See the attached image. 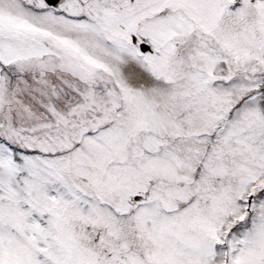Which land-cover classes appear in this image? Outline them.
Wrapping results in <instances>:
<instances>
[{"label":"snow or ice","instance_id":"snow-or-ice-1","mask_svg":"<svg viewBox=\"0 0 264 264\" xmlns=\"http://www.w3.org/2000/svg\"><path fill=\"white\" fill-rule=\"evenodd\" d=\"M0 264H264V0H0Z\"/></svg>","mask_w":264,"mask_h":264}]
</instances>
